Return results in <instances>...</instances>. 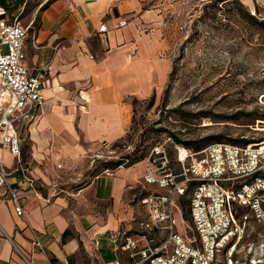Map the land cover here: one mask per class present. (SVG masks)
<instances>
[{
  "label": "crops",
  "instance_id": "1",
  "mask_svg": "<svg viewBox=\"0 0 264 264\" xmlns=\"http://www.w3.org/2000/svg\"><path fill=\"white\" fill-rule=\"evenodd\" d=\"M148 3L46 0L29 21L28 68L48 64L43 103L21 132V161L36 188L17 193L22 218L0 189V264H26L19 253L32 264H135L116 236L134 234L146 219L134 199L143 164L102 172L77 191L66 185L83 176L100 147L125 138L133 101L149 98L169 72L162 16ZM0 163L15 186L20 172L1 144ZM34 236L43 251L31 246Z\"/></svg>",
  "mask_w": 264,
  "mask_h": 264
},
{
  "label": "rangeland",
  "instance_id": "2",
  "mask_svg": "<svg viewBox=\"0 0 264 264\" xmlns=\"http://www.w3.org/2000/svg\"><path fill=\"white\" fill-rule=\"evenodd\" d=\"M8 1V14H19L26 25L46 0ZM147 1L162 16L159 29L169 43L165 52L169 72L149 98L135 101L125 138L117 146L100 147L83 176L66 185L69 190L77 191L93 176L115 170L103 171L109 162H120L117 168L144 167L145 158L160 146L177 170L170 134L190 143L221 137L202 149L212 143L232 144V139L251 140L249 145L264 139V121L256 120L264 115V0ZM2 50L7 53L6 46ZM141 153L145 157L139 162L130 164L126 158ZM245 213L244 209L236 213L242 240L232 257L238 264L251 257L264 259V226L251 213L241 224ZM174 219L182 233L177 213ZM219 260L225 261L223 256Z\"/></svg>",
  "mask_w": 264,
  "mask_h": 264
},
{
  "label": "built area",
  "instance_id": "3",
  "mask_svg": "<svg viewBox=\"0 0 264 264\" xmlns=\"http://www.w3.org/2000/svg\"><path fill=\"white\" fill-rule=\"evenodd\" d=\"M29 27L20 22L19 14L9 15L0 7V144L15 158L14 171L20 172L14 186L0 163V189H8V200L19 218L24 212L18 191L36 188L21 161V132L37 118L48 74V64L28 68L23 46ZM98 32L105 33L106 26L100 25ZM5 46L7 53L2 50ZM168 142L176 151L177 170L161 146L145 158L142 184L134 199L145 209L146 219L134 234L122 231L116 236L121 239L119 250L135 264H238L232 257L242 240L237 210L246 211L241 224L251 213L264 226V140L243 147L212 143L199 151L181 148L171 138ZM31 246L43 251L35 236ZM241 264H264V259L251 257Z\"/></svg>",
  "mask_w": 264,
  "mask_h": 264
},
{
  "label": "trees",
  "instance_id": "4",
  "mask_svg": "<svg viewBox=\"0 0 264 264\" xmlns=\"http://www.w3.org/2000/svg\"><path fill=\"white\" fill-rule=\"evenodd\" d=\"M49 2V1H48ZM47 2V3H48ZM21 4H22V2H20ZM47 3H45L41 8H40V10L41 9H43L46 5H47ZM8 5H9V1L8 0H0V7H2V8H4L5 10H7L8 11V9H9V7H8ZM133 105H135V101H133ZM256 120H263L264 121V115H262V117H256ZM170 136L173 138V140L177 143V144H181V145H183V146H185L186 148H188V149H193V150H196V151H199V150H201L202 149V145L203 144H206L207 142H209L210 140H213V141H216V142H218V141H221V137L220 136H217V137H214V138H206V139H202L201 141H196V142H194V143H190L189 141H181V140H179L175 135H173V134H170ZM264 140V139H263ZM263 140H260V141H258V142H256V143H259V142H261V141H263ZM229 142L230 143H232V144H235V145H241V146H247V145H249V144H252L253 142L251 141V140H246V139H232V140H229ZM256 143H254V144H256ZM114 146H117V145H114ZM189 146H192V147H189ZM190 149V150H191ZM192 150V151H193ZM144 157H145V155L144 154H142L141 153V155L140 156H138V157H133V158H129V157H126L127 158V160L128 159H131V162H130V164H132V163H135V162H139V161H141V160H143L144 159ZM122 164L120 163V162H109V163H106L105 164V168L103 169V171L105 170V169H108V168H110V169H116L117 167H119V166H121ZM98 175V174H97ZM96 176V175H95ZM94 177V176H93ZM92 177V178H93ZM86 185V184H85Z\"/></svg>",
  "mask_w": 264,
  "mask_h": 264
},
{
  "label": "bare ground",
  "instance_id": "5",
  "mask_svg": "<svg viewBox=\"0 0 264 264\" xmlns=\"http://www.w3.org/2000/svg\"><path fill=\"white\" fill-rule=\"evenodd\" d=\"M185 156V151L183 149L180 150V157H184Z\"/></svg>",
  "mask_w": 264,
  "mask_h": 264
}]
</instances>
